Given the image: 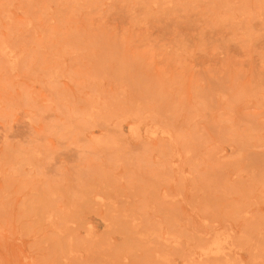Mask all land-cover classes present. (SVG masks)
<instances>
[{"label":"rangeland","instance_id":"obj_1","mask_svg":"<svg viewBox=\"0 0 264 264\" xmlns=\"http://www.w3.org/2000/svg\"><path fill=\"white\" fill-rule=\"evenodd\" d=\"M0 264H264V0H0Z\"/></svg>","mask_w":264,"mask_h":264},{"label":"bare ground","instance_id":"obj_2","mask_svg":"<svg viewBox=\"0 0 264 264\" xmlns=\"http://www.w3.org/2000/svg\"><path fill=\"white\" fill-rule=\"evenodd\" d=\"M220 244H221V242H216L215 245H214V247H215L217 250H219V249L221 248V247H220V246H221Z\"/></svg>","mask_w":264,"mask_h":264}]
</instances>
